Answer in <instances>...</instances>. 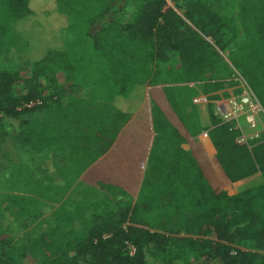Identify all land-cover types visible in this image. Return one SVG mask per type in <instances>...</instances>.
<instances>
[{"label": "trees", "instance_id": "trees-1", "mask_svg": "<svg viewBox=\"0 0 264 264\" xmlns=\"http://www.w3.org/2000/svg\"><path fill=\"white\" fill-rule=\"evenodd\" d=\"M219 1L180 6L210 43L164 0H51L38 11L0 0V47L16 37L30 61L22 75L0 69V147L10 136L31 153L58 149L78 180L47 217L33 211L32 234L0 243V264H264V140L238 143L211 110L244 84L264 110V0ZM55 72L63 87L40 81ZM193 84L224 179L260 173V185L228 196L200 152L181 147L202 130L184 113ZM80 88L90 96H74Z\"/></svg>", "mask_w": 264, "mask_h": 264}, {"label": "rangeland", "instance_id": "rangeland-1", "mask_svg": "<svg viewBox=\"0 0 264 264\" xmlns=\"http://www.w3.org/2000/svg\"><path fill=\"white\" fill-rule=\"evenodd\" d=\"M50 1L30 0V6L35 11H38L45 3ZM164 1V10H172L184 21L188 29L198 32L202 37L212 43L209 37L200 33L193 23L185 18L184 12L180 7L183 5L184 0ZM214 1L216 3L214 5L217 8L227 5L225 1ZM219 53L225 60V71L229 77L241 79L238 71L227 59V52L219 51ZM0 69H8L19 75L29 71L30 61L25 58L23 45L18 38H9L0 47ZM40 81L46 85L50 83L58 88L65 85L64 75L60 72L47 74L40 78ZM191 86H194L192 100L189 107L184 109V113L188 114L190 109L193 110L202 130L195 137H191L182 147L185 150L199 148L201 156L209 164L211 175L216 184L228 196L237 195L244 190L260 185L262 183L260 173L236 182H229L224 179L219 164L215 159V149L213 147L214 153H212L211 147L207 143L209 137H203L201 134L202 131L206 132V127L209 126L207 113L208 102L204 103V101H200L195 103L193 100L200 97L201 89L194 84ZM244 89L251 101L256 105L253 121L248 123L246 120L247 114H239L229 122H232L240 130V135L237 138L239 143L259 142L264 140V110L250 88L245 86ZM47 93L48 90L45 91V94ZM73 95L79 98H88L90 93L87 89L80 88ZM217 103L218 101L211 104V110L216 118H218ZM204 110H206V113ZM4 123L8 134H11L18 124V120H5ZM67 164V160L58 149L41 153H31L28 147L16 142L10 136L5 139L0 147V212L4 214V216L0 217V243L3 242L12 246L26 233L32 234L33 226L36 224V222H33V211L35 210L38 215L45 218L56 208L57 204L54 202L62 201L69 194L78 180H74L66 173ZM49 180L53 181L51 191L43 188V184ZM48 196H51L53 200L49 199ZM32 202H40L43 205L35 206L32 205ZM45 227V224L41 226V228ZM1 246L0 254L3 252Z\"/></svg>", "mask_w": 264, "mask_h": 264}, {"label": "built area", "instance_id": "built-area-1", "mask_svg": "<svg viewBox=\"0 0 264 264\" xmlns=\"http://www.w3.org/2000/svg\"><path fill=\"white\" fill-rule=\"evenodd\" d=\"M245 86L247 85L244 84L242 91L238 95L228 97V98H222L220 99V102L218 101L217 117L222 122H229L231 121V119L236 118V116L239 114H245V115L247 114L246 120L248 123L253 121V116L256 111V105L251 101L249 95L246 93V90L244 89ZM193 101L195 103H198L200 101H204V103L207 102V100L202 95H200V97L198 98H195ZM32 104L33 103H30L26 105V107H30ZM201 134L203 137L208 136L207 131L206 132L202 131ZM237 142H238V139H237ZM128 249H129V254L132 255L134 252V248L128 245Z\"/></svg>", "mask_w": 264, "mask_h": 264}, {"label": "crops", "instance_id": "crops-1", "mask_svg": "<svg viewBox=\"0 0 264 264\" xmlns=\"http://www.w3.org/2000/svg\"><path fill=\"white\" fill-rule=\"evenodd\" d=\"M204 108V107H203ZM202 108V109H203ZM204 112L206 113V110H204ZM208 140V143L211 145V147H212V149H213V145H212V143H211V141L209 140V139H207ZM198 143H201V142H198ZM184 144V143H183ZM182 144V145H183ZM182 145H181V147H182ZM202 146V145H201ZM203 147V146H202ZM183 148V147H182ZM204 148V147H203ZM184 149V148H183ZM185 150V149H184ZM191 150H198L199 151V148H195V149H191ZM185 151H189V150H185ZM200 152V151H199ZM213 152H214V149H213Z\"/></svg>", "mask_w": 264, "mask_h": 264}]
</instances>
